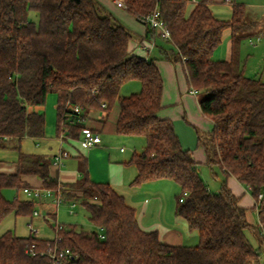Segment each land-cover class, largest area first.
I'll use <instances>...</instances> for the list:
<instances>
[{
  "label": "trees",
  "instance_id": "1",
  "mask_svg": "<svg viewBox=\"0 0 264 264\" xmlns=\"http://www.w3.org/2000/svg\"><path fill=\"white\" fill-rule=\"evenodd\" d=\"M119 1L147 27L148 17L160 13L175 49L163 58L181 64L191 89L206 94L200 109L213 128L197 133L198 147L206 155V165L224 175L221 190L209 189L192 152L182 147L173 122L159 117L164 82L154 60L130 52L131 32L97 0H0V149L14 140L46 136L40 109L51 94L57 96V135L67 129L66 136L74 140L87 129L84 122L92 111L109 113L117 104V134L146 139L143 152H135L129 162L138 171L132 186L164 179L176 183L180 187L176 214L191 231L199 232V244L172 246L162 243L157 231L142 230L136 210L110 185L91 182L87 165L79 181L63 184L52 173L54 158L19 152L17 172L0 174V223L12 212L34 214L33 200L9 202L3 195L5 189L30 188L23 179L33 176L42 181V189L60 192L65 203L80 204L97 230L64 226L55 230L54 240L8 232L0 237V264H53L48 256L30 255L32 245L38 252L55 247L69 250L63 264L260 261L264 257V81L247 77L240 60L242 41L254 36L257 23L248 21L244 5L233 4L232 17L225 21L213 14L212 0L201 1L190 14L192 0ZM30 12L38 14L37 24L30 20ZM227 30L231 58L215 61L213 54ZM134 81L141 84V91L122 96V88ZM229 178L251 193L257 225H249L247 209L228 187Z\"/></svg>",
  "mask_w": 264,
  "mask_h": 264
},
{
  "label": "crops",
  "instance_id": "2",
  "mask_svg": "<svg viewBox=\"0 0 264 264\" xmlns=\"http://www.w3.org/2000/svg\"><path fill=\"white\" fill-rule=\"evenodd\" d=\"M97 1L102 7L105 8V10L109 14L116 18L130 32H134L139 36L140 40L138 42L135 43L133 40L130 41V52L133 55L142 57L145 60H154L155 64L157 65L164 82L162 96V105L164 108L160 112L159 117L161 119H167L170 121L177 120L180 116L179 112L176 113V117V115L171 114L172 111L165 112L164 110L166 109V107L170 106V104L173 105V101H175L174 104H176V102L181 100L184 103L185 115L183 117V120H185L188 116L185 108L188 107L187 104H189L190 100L188 98V101L185 102V97L187 96L186 94H184L185 91L188 90L189 94L196 98L201 92H199L198 94L193 93V95L190 90L188 79L182 65L175 64L163 58L164 53L169 55H171L172 53H168L166 50H163L161 48L160 51L162 55L160 56V58L157 59L152 57V52L155 51L156 47L158 46V32L154 31V34H151L154 37L155 46L152 47L151 50H145L146 46H150L149 43L151 36L148 33L149 30L148 27H146L147 25L142 22H139L140 24H136L124 8L117 6L116 0ZM198 3H200L199 0H192L188 7L187 13L190 14ZM224 3L229 4V10L231 15L233 4L244 5L247 10V16L249 14H251L252 16V18H250V20L248 21L257 23V28L255 30L257 42H261L264 40V0H224ZM217 5L218 4L215 3V0H212V2L210 3V7L213 11V14L215 15V17L220 19L222 18V13L221 10L217 9V7L220 8V5ZM215 9L218 11L216 12ZM229 38L230 47L227 49V57L225 58V50L223 43ZM223 43L220 47V50L217 49L213 54V59L215 61H227L231 58V32L229 30L225 31L224 33ZM252 45L255 46L256 44L253 43ZM180 67L182 69V72L184 73V77L181 76ZM181 77L183 79L185 78L187 83L184 82ZM48 97L49 98L47 99L49 109L55 108L57 105V98L55 99L50 95ZM197 102L200 108V100H198ZM44 109L45 107L43 109H40V112L45 115L46 112L44 111ZM109 116L110 113H105L103 111H92L89 114L88 119L84 122L85 126L87 129H90L101 136L102 132L105 130ZM203 118L206 120H200V118L197 117L193 118L192 120L193 124H191V126H195L197 133L210 132L213 128L212 122L205 116H203ZM45 121L46 136L44 138L25 137L20 142H17L15 140L11 141L9 143V147L6 149H0V151L11 150L16 154L15 157H12L13 161L0 160V174H15L17 172L18 165L16 163V160L19 156V152L28 155H40L50 158H55L60 153H65L67 154V157L63 159V164L61 166H56L53 161L51 168L53 175L57 174L60 182H62L63 184H72L79 181L82 178V167L83 165H87L89 179L91 182L95 184L110 185L118 194L125 198L129 206L133 207L136 210L137 220L142 230L147 232L157 231L159 233L161 242L172 246H197L199 244V232L191 231L186 221L183 218L177 216L176 209L174 217H170V214L169 217H165V215L167 214L165 209L168 203H164L163 197L160 193H154L148 185H146L147 188L144 185H142L141 187L132 186L133 182L135 181V178L137 177L138 171L135 166H133L132 164H128L129 160L127 158L117 155V151H115V153L112 151H107V146L104 143V140H102V143L99 146L93 148H85L82 144V137L78 140H74L68 138V136L63 138L62 134L57 135L56 118L52 119L51 116L48 117L47 115ZM180 140L182 142L181 138ZM75 144L76 146H74ZM120 152L124 154L125 150L121 149ZM135 152L136 151H134L132 154H134ZM198 152L200 153L197 154ZM193 157L198 163H206V155L201 148H199V151L193 153ZM229 179L230 180L228 181V187L236 196L240 197L241 207L247 209V211L249 210L247 205L244 206L241 204L242 198L246 194H248V197H250L252 201L249 204L252 206L253 209L255 201L251 196L249 190L241 183H239L236 179ZM23 180L27 182L31 189H42V181L39 180L37 177H24ZM165 180L168 179L158 180V182ZM172 183L174 182L172 181ZM174 185V189H177L178 191L179 186L176 183H174ZM38 200L41 202L40 204L43 203L42 205H44V207L48 210V217L45 218V221L48 224L52 221L58 223V212L61 206L57 207L55 201L50 198H41ZM154 200H157V202H160L161 204H153L152 201Z\"/></svg>",
  "mask_w": 264,
  "mask_h": 264
},
{
  "label": "rangeland",
  "instance_id": "3",
  "mask_svg": "<svg viewBox=\"0 0 264 264\" xmlns=\"http://www.w3.org/2000/svg\"><path fill=\"white\" fill-rule=\"evenodd\" d=\"M199 1L201 2L203 0H199ZM215 3L220 5V8L217 7V9L221 10V13H222L221 15L222 18L220 19H223L225 21L230 20L232 15L230 14L229 4H225L224 0H215ZM217 11L218 10H216V12ZM129 16L134 20L136 24H140L139 21H137V19H135L131 15ZM29 18L31 21H33L36 24L39 22V17L36 12H30ZM250 18H252L251 14L247 16L248 20H250ZM148 27L150 28V25ZM131 34H132V40L135 43L140 40L139 36L136 33L131 32ZM255 35L256 34H254L253 37L242 41L241 48H240V60L244 67L245 75L247 77L257 78V79L261 78L262 81H264V40L261 42H257V36ZM157 41H158L157 43L158 46L156 47L155 51L152 52V55H153L152 57L159 59L160 56L162 55L160 51L161 48L163 50H166L168 53L174 52L175 49L170 42H167L161 39L160 37L157 39ZM253 43L256 45L255 46L252 45ZM223 44H224V50H225L224 56L226 58L227 49L230 47L229 45L230 38L227 41H224ZM220 47L218 48L219 50H220ZM180 73H181V76L184 77V73L182 72V69ZM182 80L186 82L185 78L184 79L182 78ZM167 90H168V84H167ZM190 90L192 94L195 91L191 89V87H190ZM140 91H141V84L139 82L134 81V82H130L126 84L122 88L121 95L128 97L132 94L139 93ZM198 93L199 92L197 91V94ZM184 94L187 95L185 97L186 99L185 102L188 101V98L190 99L189 104H187L188 107L185 108L187 115H188L185 120H183V117L185 115L184 114V103L181 100L176 102V104H174L175 101H173V105L170 104V106L166 107L164 111L165 112L172 111L171 114L176 115V117H177L176 113L178 112L180 113V116L178 117V119L176 118L177 120L172 121V122L175 127V131L177 135L179 136V138L182 139V142H181L182 147L185 150H190L193 154L194 152L199 151V147H198V139H197V130L195 126L193 125L194 126L193 127L191 126V124H193L192 120L195 117L200 118V120L202 119L206 120L203 118V115L200 111V108L197 102L198 100H202L206 96V94L201 92L197 98L194 96H191L188 90H186ZM50 96L54 97L55 99L57 98V96L54 94H51ZM173 97H174V94H173ZM179 99H180V94H179ZM44 111L46 112L45 118L48 115V117L51 116L52 119L56 118V122H57L56 107L53 109H49L48 99H47V103H46ZM109 113H110V116L107 121L105 130L102 132L101 138L102 140H104V143L107 146V151H110V152L112 151L114 153L115 151H117L116 153L117 155L127 158L130 162L131 157L133 155L132 153L134 151H136V153L143 152V150L146 147V139L142 136L138 137V136L118 135L116 132V122H117L118 115H119V106L116 104ZM74 146H76V144ZM121 149L125 150L124 154L120 152ZM199 153L200 152H198L197 154ZM15 156L16 154L11 150L10 151H5V150L0 151V160L2 161L3 160L13 161L12 157H15ZM17 160H16V163H17ZM199 172L201 174L203 181L205 182V184L209 187V189L212 192L216 193L221 190V183L223 182L225 178L219 168L217 167L211 168L208 165H206V163L203 162V163H199ZM229 180L230 179H228V181ZM146 185L150 186L151 190L154 193H160L163 197L164 203L165 202L168 203L165 209V211L167 212L165 217H169V214H170V217L171 216L174 217L175 209H176V196L180 193V188L177 186L178 187V191H177V189H174L175 187H173L175 186L174 183L168 180L145 183L144 186L147 188ZM3 195L9 202H13L16 199H19L21 201L33 200L34 201V213H37V215L33 214L32 216H17L14 212H12L0 223V237H2L8 232H12L17 237H22V238L29 237L30 236V225H32L35 230L39 231V238L46 239V240L55 239L54 233L56 230V224L53 221L49 224L45 221V218L48 217V213H47L48 210L44 207V205H42L43 203L40 204L41 202L38 199L29 198L23 192V190L18 191L16 189L9 188L3 191ZM152 202L153 204H161L160 202H157V200H154ZM251 202H252L251 198L248 197V194H246L242 198L241 204L244 206L247 205V207L249 208V210L247 211V221L249 225L254 226L258 224V213L256 210L252 209V206L249 204ZM70 205L71 204L63 203L59 209L58 223L61 226L68 227L71 225H77L79 228H83L86 231L97 230L89 222L88 214L80 204L76 203L74 214H70ZM167 219H170V218H167ZM246 234L250 242L254 246H257L256 239L254 238L250 230H247ZM260 262L261 264H264V257H261Z\"/></svg>",
  "mask_w": 264,
  "mask_h": 264
},
{
  "label": "built area",
  "instance_id": "4",
  "mask_svg": "<svg viewBox=\"0 0 264 264\" xmlns=\"http://www.w3.org/2000/svg\"><path fill=\"white\" fill-rule=\"evenodd\" d=\"M116 4L118 7L125 8V5L122 1L117 0ZM159 12H156L154 15L148 17L147 21L149 22L150 28L154 31L158 32V37L165 41H169L171 39L170 33L165 26V24L159 19ZM150 46H146L145 50H151L152 47L155 46L154 37L150 36ZM194 94H197V91H194ZM102 108H106V104H102ZM75 112L79 113L80 108L76 107ZM67 133V129L64 130V133L62 134V137L65 138ZM102 143L101 136L90 130L85 129L83 131L82 135V144L85 148H93L96 146H99ZM67 157V154L60 153L54 158V164L56 166H61L63 164V159ZM23 192L29 197L33 199H41V198H50L53 199L58 206H61L63 203H65L61 197V193H55L52 190H46V189H31V188H25L23 189ZM262 195H259V202L262 200ZM257 203V206L259 204ZM76 207L75 203H71L70 205V214H74V209ZM37 215V213H34ZM56 224V230H62L63 226H61L59 223ZM30 231L34 235L35 238H39V231L35 230L32 225H30ZM104 238V236H101ZM59 239L56 238V241ZM29 254L32 256H48V258L53 262V264H63V261L70 255L69 250H60L58 247L50 248L43 252H38L36 250L35 245H32V247L29 250ZM253 264H261L260 261L255 262Z\"/></svg>",
  "mask_w": 264,
  "mask_h": 264
}]
</instances>
